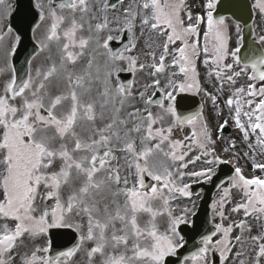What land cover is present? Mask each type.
<instances>
[{
    "label": "snow or ice",
    "instance_id": "1",
    "mask_svg": "<svg viewBox=\"0 0 264 264\" xmlns=\"http://www.w3.org/2000/svg\"><path fill=\"white\" fill-rule=\"evenodd\" d=\"M96 3L101 4V0ZM119 3L123 5L124 0ZM217 4L218 0H205L204 14L193 16L186 0H129L110 20L108 13L115 5H109L107 0L100 6L101 16L96 15L93 0L59 3L47 0L50 23L38 41V51L48 52L52 62L46 70L37 69L35 76L31 72L26 78L13 75L0 94V264H16L14 253L24 239L34 241L50 228L60 227L74 228L79 233V244L54 256L49 255V247H35L30 255L20 256V264H70L71 258L85 246L88 264H97V256L98 264H165L166 257L176 255L177 249L184 246L178 227L187 222L186 215L174 216L170 200L176 194L191 193L188 184L177 181H183L186 175L210 181L214 174L212 167L182 171L202 156L212 157L204 160L208 165L233 164V173L230 186L223 189L220 200L212 205L221 220L213 228V234L219 238L205 236L199 249L186 261L211 264L209 253L215 252H219L221 264L228 260L235 244L231 236L233 225L223 224L227 218L223 209L232 189L242 194V202L232 211L243 209L246 217L255 214L257 221L264 222V161L256 159V149L264 154V48L257 58L242 63L240 47L229 46L225 19L214 18ZM37 7L43 22L45 6L39 3ZM252 7L264 17V0H254ZM137 20L141 33L147 28L163 41L158 59L151 53L152 62L147 65L125 54L136 47L133 40ZM113 23L122 24L121 30L129 35V43L122 50L113 51L110 47L114 39L110 34ZM85 30L87 36L83 35ZM3 39L0 35V40ZM256 42L264 46V35ZM93 43L105 50L106 66L110 64L117 72L119 69L114 68L117 61L125 62L131 73L149 68L154 79L147 87L160 92L162 98L154 101L152 96L140 92L136 100L130 83L113 86L112 70L104 72L103 79L99 67L93 74L94 55L88 59L85 74L74 76L68 65H75ZM53 45L60 53L59 64L52 60ZM201 53L205 56V67L212 65L208 76L219 81L218 86L214 85L217 93L224 92L225 84L236 85L243 76L249 81L247 87L234 88L224 104L252 150L251 155L245 153L251 161L250 176L244 174L238 160L233 163L235 152L228 159L215 155L213 146L217 139L213 138L202 109L179 116L171 104L165 107L164 98L174 99L173 92L177 89L194 94L202 91L196 66ZM168 68H178V72L165 75ZM61 76L67 80L69 91L52 96L50 85ZM177 76L181 79H174ZM95 84L101 87L96 97H92ZM77 89L82 91L78 93ZM204 94L215 110L218 96L207 91ZM85 96L88 98L84 99ZM65 101L71 102L70 108L58 115L57 110ZM154 104L161 109L155 114ZM166 116L172 118L167 127ZM81 123L87 126V136L77 132ZM227 124L225 120L217 131ZM184 125L192 127V142L201 150L200 155L187 160L188 151H181L185 145L173 138V130ZM188 147L190 150L191 146ZM233 149L234 142L223 151ZM117 151L125 154L131 182L128 176L121 177L119 167L112 166ZM157 154L171 160L175 171L150 163V158ZM38 197L52 201L39 214ZM184 211L186 214L187 209ZM145 214L149 219L142 226L140 218ZM165 214L169 224L161 232L156 220ZM235 227L241 229V235L234 239L242 245V233L251 232V227L244 221ZM250 239L258 249L254 264H264V231L251 235ZM242 254L236 252L237 257Z\"/></svg>",
    "mask_w": 264,
    "mask_h": 264
},
{
    "label": "flooded vegetation",
    "instance_id": "2",
    "mask_svg": "<svg viewBox=\"0 0 264 264\" xmlns=\"http://www.w3.org/2000/svg\"><path fill=\"white\" fill-rule=\"evenodd\" d=\"M116 0H107L109 5H115V8H110L109 10V19H113L114 14L117 10H122V7H126L129 3V0H124V4L121 5ZM252 5L254 0H250ZM104 0H101V4ZM221 0H218L217 8L214 11V18L220 19L224 18L226 24L229 26V46L234 49L239 46L241 62L246 63L250 62L252 59L257 58L261 54V49L264 46L257 44V39L259 36L264 35V17H261L255 10L253 12V21L251 26V37L246 35V25L244 21H239L229 14L228 10L222 8L218 9L219 3ZM205 0H186L187 8L192 12L193 16L197 14H204L203 4ZM47 4V3H46ZM101 4H97L96 0H93V9L96 11L97 16H101L100 12ZM45 11V10H44ZM47 17L45 16V20ZM41 23V25L35 31V38L37 42L42 38L43 33L47 30L48 24ZM112 28L111 35L114 39L110 42V47H112L113 51L122 50L126 44L129 43V35L126 30H121L123 28L122 24L117 25L115 23L111 24ZM203 27V26H202ZM135 37L133 43H135L136 47L133 51L125 53L126 55H131L133 57L138 58V63H143L145 65L150 64L152 62L151 53H155L158 59L161 51H162V38L157 37L152 31L145 28L141 33V26L139 24V20L136 22V27L134 28ZM108 33L105 32V35ZM83 35L87 36L88 32L85 30ZM249 41V42H248ZM242 42V43H241ZM200 44H203L202 34ZM17 45V43H16ZM54 47V48H53ZM174 47V46H173ZM104 49L97 48L95 43H93L85 52V55L79 59V61L75 65H68V71H70L74 76L84 75L87 67L88 59L91 56H95L96 59L93 64L92 72L95 74L97 67L100 69L101 79H103V73L109 70H112L111 82L113 86H116L118 83H130L132 88L133 96L136 100H139V93L145 92L146 95L152 96L154 101H159L162 98V94L160 92H155V89L147 87V85L151 84L154 77L149 75L150 69L145 67L144 70H138L135 73H131L127 69V64L125 62L117 61L114 65V68H118L119 71L113 70V66L110 64L106 66L107 56L104 54ZM59 56H56V54ZM48 52L40 53L32 60L30 72L33 76H35V72L37 69L46 70L50 64L51 60L48 59ZM52 60H54L57 64H59L60 53L55 45L52 46L51 51ZM205 56L201 53L200 58L196 61L197 71L199 73V80L201 84L202 91L199 94H194L193 92H180L177 89L173 92L174 99L164 98L165 107L171 104L176 110L177 115H192L196 112L203 110V116L206 118L210 129L213 132V138L217 139V143L213 146L215 149V155L220 156L223 159H228L233 156V152L237 154L236 159L233 161L235 163L238 160L240 166L245 169L244 174L246 176H250L252 174L251 161L245 156V153L249 155L252 154V150L249 149L248 143L242 139V133L235 127L234 121L232 119V114L229 112L228 108L224 104V101L233 94L234 88L236 87H247L249 81L246 76L239 78L238 82L234 86H229L225 84L224 92L222 94L216 92V87L219 85V81L215 79V76L209 77L208 70L212 67L209 64L208 67H205L203 61ZM170 58L165 61L168 64ZM172 71H177V69L168 68L166 70L165 75H170ZM250 74V73H249ZM174 79L180 80L181 77L177 76ZM163 82V77H162ZM100 85H93V90L91 92L92 97H96L98 91L100 90ZM259 87V85H258ZM69 91V87L67 84V80L64 76H61L59 80H54L50 85V92L52 96L58 95L60 93H67ZM78 93L82 90L77 89ZM207 91L212 94H216L218 96L217 105L218 107L214 110L213 105L208 96L204 94ZM155 92V95L153 93ZM87 99L88 97H83ZM47 103V99H46ZM70 101H65L63 106L57 110L65 112L70 108ZM137 106H141L137 104ZM152 111L155 113L160 112L161 109L155 106H152ZM61 113V114H62ZM219 113V114H217ZM171 117L166 116L164 121V126L167 127L168 123L171 122ZM227 120L228 124L223 128L222 131H217L219 125L223 124V122ZM160 125H156L159 127ZM86 125L81 123V125L77 128V132L82 136H87L88 133L86 131ZM192 132L193 129L191 126L184 125L179 129L173 130V138L179 139L185 145L184 149L181 151H188L187 159L194 158L196 155H200L201 150L192 142ZM235 143V149L230 150L228 153L223 151L224 148L229 147L230 143ZM252 142H255V138L253 137ZM191 146L190 150L188 146ZM167 150V146H165ZM116 159L112 161L113 167H119L121 177L128 176L130 182L132 177L130 175V170L128 168V162L123 152H115L114 153ZM205 159H212V157H203L200 161H197L196 164H189L187 169H182V171L188 173L191 171H199L204 168L212 167L214 169V174L212 175L211 180H206L205 178L200 177H191L186 175L183 181H177L178 184H188V191L191 193L190 196H182L176 194L170 200V207L174 212L177 206L182 208H187L190 212L189 219H186V223L193 225L194 223V215L204 204L206 208V219L205 222L209 226L210 230L213 231L214 225L217 223H221L220 217L216 214V211L213 209V203H216L220 200L222 196V192L224 188H228L230 186V175L233 173V164H220V165H208L204 163ZM256 159L258 161H264V154L260 152L259 149H256ZM150 163L157 164L158 166H168L171 170L175 171V166L172 165L171 160L164 157L162 154H157L150 158ZM260 173L257 171L256 175ZM165 194H167V190H164ZM41 193L43 194V189H41ZM242 202V194L236 190L232 189L228 202L225 203L224 213L227 217L223 224L228 226L229 224L233 225V232L231 234L233 238V244L235 247L232 248V252L228 256V260L225 264H240L241 260L245 261V264H254L255 255L257 252V248L254 246V242L251 241L250 236L256 235L258 232L264 231V222L257 221L255 219V214L252 216H245L243 209L239 212H233L232 209ZM52 201H43L39 197L36 201V206L38 209L37 214H39V210H43L46 206L51 205ZM160 202H156V206H159ZM149 219V217L145 214L140 218V223L143 226L145 222ZM241 221L246 222L251 227V232L243 231L242 238L243 244L237 243L235 241V237L237 235H241V229L236 228L235 224H239ZM157 226L161 232H165L168 228L169 218L165 214L163 216L157 217L156 220ZM11 226V225H10ZM180 226V225H179ZM179 228V227H178ZM50 229L44 233L40 238L42 240L45 239L49 242L50 247ZM213 240L219 238L218 235L212 234ZM88 247V246H85ZM82 248V247H81ZM80 248V250H81ZM241 251L243 254L239 257L236 256V252ZM32 251H25L22 255L19 250H16L14 255H16V264H20V256L25 254L30 255ZM211 264H221V257L219 252L209 253Z\"/></svg>",
    "mask_w": 264,
    "mask_h": 264
},
{
    "label": "water",
    "instance_id": "3",
    "mask_svg": "<svg viewBox=\"0 0 264 264\" xmlns=\"http://www.w3.org/2000/svg\"><path fill=\"white\" fill-rule=\"evenodd\" d=\"M228 10L235 18L246 19V25L252 20L251 4L249 0H225ZM246 12V14H245ZM40 10L35 0H16V9L11 15V28L19 35V46L17 47L12 63L15 75L18 78H26L29 74L30 61L38 53V45L34 41L33 32L40 23ZM206 209L200 208L195 217L193 228L189 229L183 225L181 233L186 238V245L177 251V256H169L165 264H183L184 259L189 257L198 249V241L207 236V225L205 224ZM52 238L51 255L66 251L79 244V236L68 228L51 229Z\"/></svg>",
    "mask_w": 264,
    "mask_h": 264
},
{
    "label": "rangeland",
    "instance_id": "4",
    "mask_svg": "<svg viewBox=\"0 0 264 264\" xmlns=\"http://www.w3.org/2000/svg\"><path fill=\"white\" fill-rule=\"evenodd\" d=\"M38 4L43 3L44 6L47 9V0H37ZM15 8V0H4L3 4H0V35H3L4 39L0 40V94H2V87L6 82H9L14 75L13 68L11 64V57L12 53L14 51V47L16 45V34L14 31L10 29V15L13 12ZM49 25L50 21L48 20V14H47V20L45 21ZM54 48V47H53ZM56 56H59L57 53ZM17 103H19V100H17ZM62 111H58V115L61 114ZM185 209L180 206H177L174 216H185L186 219H189V214L192 211H189L187 209V213L185 214ZM167 230V229H166ZM35 247H48V242L42 238L36 239V240H29L24 239V242L22 245H20L17 250L21 252V255L28 250L32 251ZM40 255H44L43 253H40ZM99 256L95 257V260L97 261V264L99 262ZM70 264H88V257L86 255L85 247H82L81 250L71 259ZM185 264H191V261H186Z\"/></svg>",
    "mask_w": 264,
    "mask_h": 264
}]
</instances>
